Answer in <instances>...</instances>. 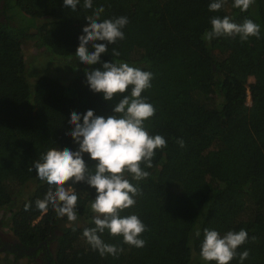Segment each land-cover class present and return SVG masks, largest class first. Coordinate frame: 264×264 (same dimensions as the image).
I'll use <instances>...</instances> for the list:
<instances>
[{
  "label": "trees",
  "instance_id": "1",
  "mask_svg": "<svg viewBox=\"0 0 264 264\" xmlns=\"http://www.w3.org/2000/svg\"><path fill=\"white\" fill-rule=\"evenodd\" d=\"M2 2L0 223L7 224L23 249L36 248L23 254L31 259L54 241L55 256L45 264H206L200 255L204 229L221 235L244 229L248 242L229 264H241L239 253L246 250L249 256L242 264H264V0H255L247 11L227 0L218 12L209 11L213 0H92V9L80 0L76 11L66 8L64 0ZM100 7L101 21L125 16L129 23L122 30L125 38L108 45L101 63L85 65L75 54L79 37L88 26L86 16ZM214 16H229L236 23L251 19L260 25V38L205 41ZM25 40L64 59L63 67L73 70L69 81L41 75L29 83ZM113 48L119 56H112ZM115 61L153 73L152 87L142 95L156 111L145 127L167 141L146 169L150 176L139 182L142 194L136 205L121 213L136 214L146 225L145 246L131 247L122 237L102 234L106 243L123 247L118 258L101 257L83 236L85 228L95 226L90 210L94 188L72 185L79 217L73 223L51 205L37 207L51 186L29 171L50 148L78 150L66 135L72 112L113 114L123 95L105 100L90 89L86 71H103V62ZM178 139L184 140L183 148ZM83 158L95 166L88 154Z\"/></svg>",
  "mask_w": 264,
  "mask_h": 264
},
{
  "label": "clouds",
  "instance_id": "2",
  "mask_svg": "<svg viewBox=\"0 0 264 264\" xmlns=\"http://www.w3.org/2000/svg\"><path fill=\"white\" fill-rule=\"evenodd\" d=\"M79 3L80 0H64V6L72 11L77 10ZM226 3L227 0H213L209 11L218 12ZM254 3L255 0H234L233 7L247 11ZM83 7L92 9V0H84ZM103 11L100 7L86 16L88 26L83 28L75 53L79 62L85 65L101 63V55L108 52V45L125 38L122 30L129 23L128 18L121 16L101 21ZM210 24L211 30L203 35L205 41L227 36L239 37L244 42L250 37L259 39L261 35L260 25L251 19L236 23L229 16H214L210 18ZM119 55V51L113 48L112 56ZM102 68L103 71H86V80L93 92L103 93L105 100L123 95L113 108V114L97 116L93 110H88L81 116L72 112L71 131L66 135L79 145L78 150L50 148L29 171L35 170L38 178L51 186L45 197L36 201L37 207L46 210L51 205L58 216H66L73 223L79 217L78 194L72 185L83 182L94 188L96 196L90 203V210L94 214L92 222L95 226L85 228L83 236L101 257L111 255L118 258L123 247L106 243L102 234L107 231L113 237H122L123 244L131 247L145 246L142 235L148 230L146 225L136 214L122 216L121 213L136 205V198L142 194L139 182L150 176L146 169L153 167L157 150L166 148L167 141L162 135H151L145 127V121L156 111L142 95L152 87L153 73L127 62H103ZM177 143L182 148L185 146L183 139H178ZM85 153L96 161L94 167L86 163ZM248 239V232L244 229L221 235L217 230L206 228L200 247L201 258L206 264H229L238 255L237 249ZM248 256L247 250L239 253L241 264Z\"/></svg>",
  "mask_w": 264,
  "mask_h": 264
},
{
  "label": "rangeland",
  "instance_id": "3",
  "mask_svg": "<svg viewBox=\"0 0 264 264\" xmlns=\"http://www.w3.org/2000/svg\"><path fill=\"white\" fill-rule=\"evenodd\" d=\"M35 20V18H29V22H34ZM23 49L26 56V78L29 83H34L35 80L41 75L50 76L63 83L69 81L67 79L70 78L72 75L71 72H73V70L63 67L64 63L66 62L64 59H57L55 57L52 58L53 55H50L45 50L38 48L33 40H25L23 43ZM32 74H37V77L31 78ZM249 80L251 81L252 78H249ZM28 191L29 189L24 191L25 196L28 194ZM2 216H4V213ZM16 240L17 239L14 238L7 224L0 223V264H45L46 258L42 250L35 253V256L31 259L27 258L25 256L26 254H12V252L7 249L6 243H12ZM48 250L51 254V257L53 258L56 251V243L54 241L50 243Z\"/></svg>",
  "mask_w": 264,
  "mask_h": 264
},
{
  "label": "flooded vegetation",
  "instance_id": "4",
  "mask_svg": "<svg viewBox=\"0 0 264 264\" xmlns=\"http://www.w3.org/2000/svg\"><path fill=\"white\" fill-rule=\"evenodd\" d=\"M2 3H3L2 0H0V6H1ZM6 247L11 252L18 253L19 255H22L23 252L30 253V252H35L36 251V248L23 249V247L19 244L18 240L14 241L12 243L7 242L6 243ZM42 252H44L45 258L47 259V261H49L48 258H51V254H50V252L48 250V247H47V249L45 251H42Z\"/></svg>",
  "mask_w": 264,
  "mask_h": 264
}]
</instances>
